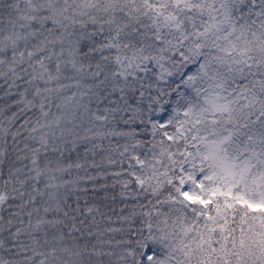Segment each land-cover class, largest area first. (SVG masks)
<instances>
[{"label": "snow or ice", "instance_id": "snow-or-ice-1", "mask_svg": "<svg viewBox=\"0 0 264 264\" xmlns=\"http://www.w3.org/2000/svg\"><path fill=\"white\" fill-rule=\"evenodd\" d=\"M0 264H264V0H0Z\"/></svg>", "mask_w": 264, "mask_h": 264}]
</instances>
